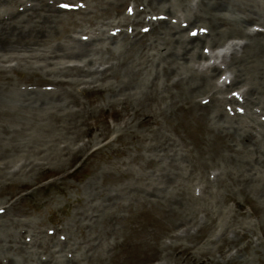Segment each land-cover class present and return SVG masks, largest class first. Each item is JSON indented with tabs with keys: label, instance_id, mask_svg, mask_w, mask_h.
Returning a JSON list of instances; mask_svg holds the SVG:
<instances>
[{
	"label": "bare ground",
	"instance_id": "bare-ground-1",
	"mask_svg": "<svg viewBox=\"0 0 264 264\" xmlns=\"http://www.w3.org/2000/svg\"><path fill=\"white\" fill-rule=\"evenodd\" d=\"M94 95L117 123L87 126L84 140ZM180 116L202 122L194 141L173 124ZM107 129L150 151L153 169L120 190L93 187V211L71 217L76 229L92 223L82 238L20 218L17 193ZM1 188H12L0 196L1 264L102 263L133 195L177 225L207 222L222 253L235 247L230 233L257 252L235 207L248 200L264 230V0H0Z\"/></svg>",
	"mask_w": 264,
	"mask_h": 264
},
{
	"label": "rangeland",
	"instance_id": "rangeland-1",
	"mask_svg": "<svg viewBox=\"0 0 264 264\" xmlns=\"http://www.w3.org/2000/svg\"><path fill=\"white\" fill-rule=\"evenodd\" d=\"M84 1L69 0L71 3L79 4ZM111 9L113 14L118 13V10ZM121 28L123 27L101 34L114 35ZM11 76L18 80L16 73L12 72ZM100 98L94 95L90 99H84L86 126H83L84 133L80 136L84 140H87L85 135L87 126L103 128L105 125L112 126L117 123L111 116V108L104 104L102 106ZM180 117H182L181 121H178V118L173 120V124L178 126L185 139L194 141L201 130L202 122L194 116ZM106 133L105 140L88 144V150L86 151L85 147L81 157L70 165L66 162L60 166L48 165L49 169L46 167L48 170L44 171L39 179L30 180L29 184L17 193L20 218L36 219V225L48 230L50 235L61 232V237H65L74 232L77 238H82L88 234L92 223L78 217L80 229H76L73 227L71 217L73 214L76 215V211L83 213L93 211L92 196L95 197L94 202L98 199L92 191L93 187L103 188L101 192L109 187H117L120 190V184H129L131 176L141 178L143 172L146 176L147 172L153 169L154 163L151 161L153 156L150 151L145 150L138 143H132L125 135L122 140L115 139V135L119 132L111 134L107 129ZM219 143L222 141H213L214 145ZM90 151H94L93 154L90 155ZM141 155L148 156L147 160L140 159ZM99 168L102 170L99 171ZM11 190L12 188H8L2 192L1 188L0 196ZM131 198L133 202L126 207L123 205L117 214L118 217L115 216L112 223L116 232L115 237L103 262H96L97 264H247L245 255L252 256L251 264H264V233L262 232L264 230L257 225V219L252 214L248 200L242 198L241 206L235 209L238 218L245 224L248 223L247 225L251 224L255 234L259 236L256 241L257 252L247 248L244 239L236 238L230 233L235 247L230 248L229 252L222 253L216 246L207 244V239L214 228L207 225V222L203 221L187 227L180 226L175 224L174 217L171 218L163 214L160 209L143 203V198L140 196L133 195ZM64 226L65 230L61 229ZM218 233L217 229L216 237L219 236ZM236 247H242L241 251L237 253ZM73 254L75 253H71L69 258H73Z\"/></svg>",
	"mask_w": 264,
	"mask_h": 264
}]
</instances>
